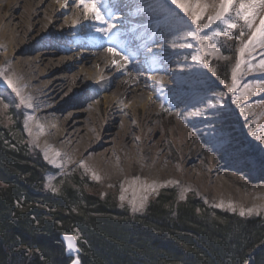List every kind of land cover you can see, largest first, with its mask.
I'll use <instances>...</instances> for the list:
<instances>
[{
  "label": "bare ground",
  "instance_id": "6f19581e",
  "mask_svg": "<svg viewBox=\"0 0 264 264\" xmlns=\"http://www.w3.org/2000/svg\"><path fill=\"white\" fill-rule=\"evenodd\" d=\"M145 2L157 3L156 0H101L99 10L105 18L110 17L116 27L107 36L97 38L94 29L102 25L85 20L84 12L76 7L74 0H69L66 7H61L64 0L60 3L57 0H0V68H7L5 78L11 77L24 89L22 95L30 98L28 132L36 140V148L52 167L53 161L60 165L59 169L72 162L81 163L84 170L102 184L123 175V199L136 202L140 194L137 202L140 207L162 188L174 185L179 179L177 173L183 168L174 169L165 163L168 158L163 155L159 168L141 167L142 179L128 178L137 157L145 152L154 153L152 162H157L155 156L160 154L163 139L158 129L143 131L142 123L126 121V111L141 109L160 117V109L165 108L170 99L166 92L178 91L171 109L179 111L177 122L182 141L189 132L200 127L194 123L193 106L205 113L197 119L200 121L210 122L208 115L215 113V107L208 108L209 102H204L200 92L192 87L189 91L185 89V84L199 75H187L182 63L179 70L173 69L171 61L179 59L180 55L172 51V46L178 42L170 43V36H177V31L186 27L171 24L170 20L155 23ZM215 3L218 5L219 0ZM124 4H129V9ZM196 4L197 0H188L193 11L200 10L193 7ZM157 10L158 14H163L162 9ZM207 12L215 14L211 8ZM82 30L84 35H91L90 38H84L80 34ZM71 33L74 35L69 37ZM109 47L125 56L127 64L119 56H111ZM262 54L264 49L255 50L253 63L264 59ZM31 57H35L33 64L29 62ZM114 60L116 67H113ZM262 71L256 69L244 83L253 85L252 90L241 85L237 91L240 90L251 105L249 108H255L253 114L264 125V88H255L257 84H264ZM80 82L86 85L78 90ZM252 91L257 95H252ZM0 92L12 91L0 81ZM66 96H72V101H65ZM94 99H102V107L84 108ZM102 109L110 110L108 121ZM97 112L100 121L96 119ZM212 124L216 129L221 128L215 122ZM145 142L151 144L150 147H145ZM250 142L257 145L256 139ZM57 143L62 146V152L56 148ZM215 172L213 170L212 174ZM163 175L169 179L167 183L161 181ZM203 177L200 174L193 179L198 182ZM220 183L222 190L216 191L221 198L218 208L234 212L235 207L243 209L249 202L255 212L264 211V192L248 201L240 198L229 184Z\"/></svg>",
  "mask_w": 264,
  "mask_h": 264
},
{
  "label": "trees",
  "instance_id": "16d2710c",
  "mask_svg": "<svg viewBox=\"0 0 264 264\" xmlns=\"http://www.w3.org/2000/svg\"><path fill=\"white\" fill-rule=\"evenodd\" d=\"M222 49L236 62L237 40ZM218 81H230L231 67L215 63ZM22 117L0 126V264H71L61 242L80 235L81 264H264V217H241L207 207L194 196L179 201L163 190L133 214L115 197L84 190L87 181L58 176L25 141Z\"/></svg>",
  "mask_w": 264,
  "mask_h": 264
},
{
  "label": "rangeland",
  "instance_id": "374dc122",
  "mask_svg": "<svg viewBox=\"0 0 264 264\" xmlns=\"http://www.w3.org/2000/svg\"><path fill=\"white\" fill-rule=\"evenodd\" d=\"M156 2V5L145 2L147 3V10L156 21L155 23L159 24L164 20H170L171 24L186 27L184 22L188 21V18L184 17L179 10L175 9L174 5L170 3V0H156ZM158 8L162 9L163 14H158ZM199 12L200 10L193 11L191 9L190 15L199 14ZM209 15H212V13L206 11L205 19ZM188 23L190 24V21H188ZM203 23L204 20H200L198 21V25L193 27H198ZM213 27H215V25ZM156 31L157 30L154 32ZM55 33H57V31H55L54 34ZM80 34L84 38H90L88 35H84L85 31L83 30ZM236 34L237 33H233L234 36ZM72 35L74 34H69V37H72ZM181 36L182 33L180 30L177 31V36L175 35L174 37L172 34L170 36V43L173 41L178 42V44L172 46L174 47L173 52L177 53L178 56L180 55L179 59L171 61L174 63L173 69L179 70L182 63L187 75L193 73L199 75L197 78H193L190 82H187V84H185V89L189 91L191 89L190 87H192L193 90L200 92V97L205 100L204 102L217 105L215 106V113L208 115L210 122L206 120H197L200 115H193L194 123L200 125V127L195 132H189L186 140L182 141L177 122L179 111L177 109H171L179 94L176 90L166 92V96H169L170 99L167 101V106L160 109V117L154 114L150 115L151 112L141 109H130L127 110L125 114L126 121L129 123H142L143 131L147 129H158L162 133L163 139L160 154L159 156H155L157 162H152L154 160H152L154 153L145 152L143 156L137 157L138 161L135 162L133 171L128 175V178L142 179L144 173H141L139 169L148 166L156 169L159 168L162 163V161L159 162V160L165 155V157L168 158L165 163H169L174 169L179 167L183 168L180 173L176 172L179 175L178 181L172 186L167 185L162 188L159 192L151 196L149 202L145 206L140 207L139 203H137L141 197L140 194L137 195L136 202L121 199L123 196V183L125 178L123 175L102 184L96 181V178L90 173L86 172L84 168L80 166L81 163L72 162L63 165L62 169L52 167L48 164L59 173L58 176L49 175L47 177L48 190L52 193L58 192V186L56 184L58 178L70 181L71 183L75 180H79L80 182L87 181L90 185H84V190L89 194H96L101 198L106 196L115 197L120 206L127 207L133 214H139L148 207L149 203L156 198L161 191L175 189L179 192L178 198L180 202L186 201L189 196H194L207 207H212L223 212L236 214L241 217H264V211L255 212L252 203L249 202L243 209L235 207L234 212H230L229 209L218 208L221 203V198L217 195L216 191L222 190V185L220 183L222 181L236 190L240 198H244L248 201L251 200V197L264 192V125H262L253 114L255 108H249L250 104H248L240 90L235 93H230L228 88L225 87L226 84L231 87V76L230 81L220 83L218 81L220 69L214 67L215 63H224L226 68L230 69L231 67L233 69L236 62L231 64L229 58L225 60L223 58H217L216 56H204L201 53L197 56V60L208 65V67H201L199 63L193 60V57L196 56V48L204 46L193 41L194 47L192 49H184L181 46L186 43V41L183 40ZM217 39L220 41V47L223 46L226 49L225 51L231 52V46L229 44L224 45L219 38ZM246 40L247 36L241 38V41ZM57 43L60 42L58 41ZM240 47L241 43L238 42L237 48ZM128 50L130 49L128 48ZM220 57H224L221 48ZM34 58H29L31 64L34 63ZM244 59L251 60L253 71H256L257 68H255V65L257 63H253V58L248 57L247 53H245ZM212 69H215L216 75L212 74ZM246 69L247 66L241 69V72L244 73L242 79L240 73H238V80H240L241 85L248 82L253 72H247ZM85 85L84 82H80L78 84V90L84 89L83 86L85 87ZM86 94L89 93L86 92ZM235 96H239V98L236 100V103H233V97ZM64 98L65 101L68 102L73 99L72 96H66ZM101 100L102 99L91 100L86 103L84 108L95 107L97 105L102 107L103 100ZM75 108L78 107L76 106ZM245 108H247V111L241 116V111ZM198 111L200 112L199 108L193 106L192 112L196 113ZM108 112H110V110L104 112L102 109L105 121H108ZM200 113L202 114L203 112ZM14 116L24 118L23 131L26 144L33 150L39 152L35 145V138L28 132L30 114L27 108L19 103L15 93L0 92V126L5 129L11 127L13 125L12 119ZM96 119L100 121L99 112L96 113ZM212 122L221 125V128L216 129V126H214ZM26 124L27 127H25ZM99 126L101 128L103 124L100 122ZM253 136L256 137L257 145H253L250 142ZM157 139L158 137H156L155 142H157ZM144 145L145 147H150L151 144L145 142ZM56 148L61 152L63 150L62 146L58 143L56 144ZM170 158L172 159L169 160ZM213 170L216 171L214 174H212ZM200 174H203L205 177H203V179H198V182L197 179H193V176ZM168 180L169 179L165 175L162 176V182L167 183ZM133 205H135L137 210H133ZM75 237L77 240L81 241L79 234L75 233Z\"/></svg>",
  "mask_w": 264,
  "mask_h": 264
},
{
  "label": "snow or ice",
  "instance_id": "6c2138e0",
  "mask_svg": "<svg viewBox=\"0 0 264 264\" xmlns=\"http://www.w3.org/2000/svg\"><path fill=\"white\" fill-rule=\"evenodd\" d=\"M57 3H60V0H57ZM68 3L69 0H64L61 7H66ZM74 3L77 8L83 10L85 20L103 26L95 27L94 29L101 36H107L116 27V24L111 22V18H105L101 10H99L98 6L101 0H74ZM170 3L190 21V24L188 21H185L186 29L182 28L180 30L182 33L181 38L186 41L181 47L184 49H192L194 47L193 41L204 46L196 48V56L193 57V60L199 63L201 67H208L206 63H201L197 60V56L201 53L204 56H216L217 58L228 59L227 56L220 57V41L217 38H222L225 41L235 39L241 43V47L236 49L238 55L235 67L231 70V87L227 84L225 85L230 93L237 92V89L241 86L240 80H238V73H240L241 79L244 76V73L241 72L242 67L247 66V72L253 71L251 60L241 59V57L247 53L248 57L255 59L253 56L255 50L264 49V0H219L218 5L215 3V0H204V2L197 0V4L193 7H199L200 12L195 15H190L191 9L188 6V0H170ZM209 8L214 9L215 14L209 15L205 19V12ZM200 20H204V23L198 27H193L197 26ZM257 20H259L258 25ZM214 25L215 27H213ZM73 27H76V22H73ZM233 33L237 34L234 36ZM245 36H247V40L241 41V38ZM107 50L111 56H119L120 59L124 60L125 64H127V58L114 50L113 47H109ZM113 67H116L115 60L113 61ZM255 67L264 70V59H260ZM7 71V68H0V81L15 93L21 105L25 108H30V98L22 95L24 89L18 87L16 83L12 81L11 77L5 78ZM212 74L216 75L215 69H212ZM260 74L264 75V71ZM253 87L254 86L251 84L244 85V88L247 90H252ZM255 88H264V84H257ZM251 94L257 95L255 91H252ZM238 98L239 96L233 97V103H236ZM215 106L217 105L212 103L207 105L208 108H213ZM249 107H251V105H249ZM245 111H247V108L241 111V116L244 115ZM193 115L199 116L201 113L198 111L193 113ZM25 127H27V124ZM255 138L256 137L253 136V139ZM80 166L83 167L82 164ZM53 167L59 168L60 165L53 161ZM123 198L122 196L121 199L123 200ZM144 199H147V197H144ZM133 210H137L135 205H133ZM65 239L68 242L69 251H74L72 239L69 237Z\"/></svg>",
  "mask_w": 264,
  "mask_h": 264
},
{
  "label": "water",
  "instance_id": "95a60500",
  "mask_svg": "<svg viewBox=\"0 0 264 264\" xmlns=\"http://www.w3.org/2000/svg\"><path fill=\"white\" fill-rule=\"evenodd\" d=\"M66 237L72 239V246L74 248V251L71 252L69 251L68 242L65 239ZM60 239L65 249V255L68 259L71 260V264H81V260H80L81 250L77 238L71 234H64L61 236Z\"/></svg>",
  "mask_w": 264,
  "mask_h": 264
}]
</instances>
